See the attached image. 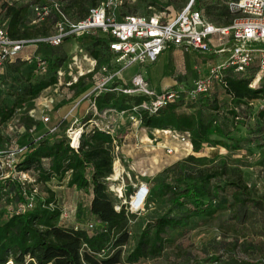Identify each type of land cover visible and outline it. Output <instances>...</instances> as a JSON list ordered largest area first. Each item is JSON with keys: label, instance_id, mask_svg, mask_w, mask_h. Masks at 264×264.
Returning a JSON list of instances; mask_svg holds the SVG:
<instances>
[{"label": "rangeland", "instance_id": "obj_1", "mask_svg": "<svg viewBox=\"0 0 264 264\" xmlns=\"http://www.w3.org/2000/svg\"><path fill=\"white\" fill-rule=\"evenodd\" d=\"M33 1L35 0H19L17 3L28 5L30 10V4H33ZM59 1L63 7L68 5L70 0ZM80 1L84 11L100 6L103 2V0ZM189 1L123 0L116 18L119 20L126 13L149 15L158 12H165L168 17H174ZM231 1L234 0H193V6L201 10L206 21L215 26H221L229 19L227 8ZM2 4L4 0H0L1 22L4 21ZM76 16L77 14L73 12L67 18L75 21ZM54 20L55 18L51 17L39 25L35 23L30 25H37L36 27L42 30L40 32H43L41 28H45L49 34H54L57 22ZM88 36L86 34V37ZM86 37L85 35L77 38L68 37L61 45L55 47L30 44L24 48L21 59L4 66L0 76V105L10 106L15 98L21 95L28 83H35L51 76L56 77V83L48 90L42 91L36 99L16 109L8 122L0 124L1 152L23 149L31 138L43 134L50 133L49 138H53L57 135L67 136L71 129H80L84 119L78 117V112L72 117L69 115L71 111L79 110L90 97V93L100 82L103 74L102 67L106 69L110 67L108 52L105 53L101 47L94 46ZM93 51L99 53L94 65ZM172 53L173 56L167 57L161 69H159L161 64L156 68L154 64L149 65L147 71H144L145 66V69H140L144 71V74L140 72L146 77L151 89L157 91L151 84L165 82L166 79L183 81L184 86L188 87L192 80L206 75L215 63H221L226 59L225 53L218 55L213 52H183L175 49ZM75 56L76 60L73 61L72 58ZM39 61L45 63L43 70L38 66ZM168 68L170 72H167ZM125 69L121 79L124 77L131 79L134 74L139 73V71L133 73L136 66ZM238 75L248 77V72ZM79 77L83 78L82 87L72 89L70 85ZM121 83L122 80L119 84ZM128 83L127 81L126 84ZM166 88L179 89V85ZM211 93L212 99H215L219 106L217 122L229 134L228 137L239 140L238 150L227 149L221 145L204 144L203 148L195 151L190 140L188 145H184L171 133L154 129L151 130L152 134L148 140L145 142L138 140L129 158L125 156L123 158L121 154L114 156L113 174L109 180L108 190L116 205L126 203L128 206L133 192L140 185H148L149 189L143 208L128 218V240L120 248L122 259L134 247L138 234L148 221L166 212L176 216L188 209L187 204L181 208L171 205L169 194L161 195L159 192L166 185H174L179 176H184L196 167L225 164L227 169L231 167L239 169L250 197L264 203V98L252 100L251 105H243L233 115L231 114L233 102L217 84ZM41 96L49 101L45 104L39 103L38 98ZM129 114V111L120 114L110 109L97 111L92 106L85 116L90 115L94 125L102 130L110 131L114 137H119L125 130L120 125L132 123ZM42 115L48 116L49 121H42ZM55 125L58 126L56 130L52 129ZM117 127H119L118 130H116ZM135 127L138 132L142 128L141 125ZM210 137L227 145L233 143V140L229 138L217 135ZM167 148L172 151L168 153ZM13 180L24 184L25 193H35L32 195L33 198L30 197L33 202L35 199H46L49 195L48 191H51L61 209L62 217H58L56 221L67 227L77 226L86 229L91 219L88 210L89 197L73 187H68L67 176L62 181L51 180L46 184L36 185L35 192L27 182ZM4 181L6 180H0L2 185L0 187V217L20 209V202L12 193L13 189L4 186ZM119 188H122L120 198L116 192ZM231 190L229 186L224 187V192L215 203L216 211L212 216L191 218L185 227L167 230L161 254L153 258L141 259L135 264H249L248 261L262 264L264 262V207L260 204L248 210L244 220H233L230 217L232 209L229 206ZM25 193H22L23 198ZM94 225L95 229L98 228L96 220Z\"/></svg>", "mask_w": 264, "mask_h": 264}, {"label": "trees", "instance_id": "obj_2", "mask_svg": "<svg viewBox=\"0 0 264 264\" xmlns=\"http://www.w3.org/2000/svg\"><path fill=\"white\" fill-rule=\"evenodd\" d=\"M18 1L4 0L1 6L4 12L2 22L8 37L12 40H33L49 35L45 28H41L43 32H40L42 30L37 28V25H28L34 18L31 6L37 4L38 0L30 4V10L28 5H18ZM56 1L60 3L59 0ZM88 11L89 9H82L80 0H70L68 5L61 7V12L67 17L75 12L76 20L84 19ZM227 14L229 19L223 25L229 24L235 17L229 8ZM51 17L55 18V22L58 20V15L53 10L46 19ZM86 38L106 53L108 35L96 32ZM38 44L43 43H35L36 46ZM22 53L23 51L5 62L4 66L21 59ZM92 56L97 60L99 53L93 51ZM254 71L255 69H249L248 77L225 72L217 84L233 102L231 114H236L235 111L243 105H249L252 100L264 98V81L255 87L250 86ZM82 80L83 78L79 77L70 87H82ZM55 83V76L28 83L10 106L0 105V124L8 122L16 109L36 99L44 89ZM118 85L120 84L113 83L111 87ZM211 92L195 101L180 100L168 103L155 113L139 111L141 127L147 130L188 133L195 151L203 148L204 144L238 150L239 140L228 137L229 134L217 122L219 106L216 100L212 99ZM89 99L97 111L111 109L119 113L140 105L145 97L108 90L92 94ZM91 118L90 115L84 117L83 124L90 122ZM211 135L229 138L233 143L227 145L212 140ZM115 139L108 130H102L93 124L90 130L80 132L76 149L70 146L66 135L42 138L27 144L16 163V169L32 176L37 185L46 184L51 180L62 181L69 175L66 181L68 187H75L90 194L88 210L94 217L93 221L98 222V228L95 229V225L91 230L87 226L83 229L60 225L56 220L61 214V209L54 194L48 191L46 199H35L24 211H14L0 217V264H135L141 259L153 258L161 254L167 230L183 228L191 218L212 216L216 211L215 203L224 192L225 186L232 189L229 206L233 220H244L248 210L260 204L264 207L262 201L250 197L239 169H227L225 164L196 167L184 176H179L174 185H166L159 192L161 195L169 194L171 205L181 208L187 204L188 209L176 216L166 212L148 221L138 234L134 247L122 259L120 248L128 240L127 224L132 214H127L123 205L119 210H115L116 204L108 190V178L113 174ZM4 186L13 189L12 193L19 202L25 201L22 196L25 192L24 184L7 179ZM248 263L257 264L250 261Z\"/></svg>", "mask_w": 264, "mask_h": 264}, {"label": "built area", "instance_id": "obj_3", "mask_svg": "<svg viewBox=\"0 0 264 264\" xmlns=\"http://www.w3.org/2000/svg\"><path fill=\"white\" fill-rule=\"evenodd\" d=\"M122 1L103 0L100 6L89 8L84 19L70 21L61 12V5L58 1L38 0L37 4L31 6L34 18L28 25L41 24L50 15L51 10L58 15V20L55 24L56 31L54 34L33 40L10 39L5 24L0 21V73L5 62L12 60L30 44L43 43L55 47L61 45L68 37L77 38L81 35L101 32L109 36L106 52L110 55V67L108 69L102 67L103 74L100 82L94 87L90 95L108 90L143 95L145 99L140 105L119 112L123 114L129 111V119L137 126L141 125L139 111L155 113L168 103L180 100L195 101L202 96H207L215 84H219L225 72L240 74L249 69H255L250 86L255 87L264 81V0L231 1L228 8L235 17L229 24L221 26H215L206 21L202 12L194 8L193 0H190L174 17H168L165 12L149 15L126 13L117 20V13L121 9ZM170 48H179L185 52H213L218 55L225 53L226 59L221 63H215L206 75L195 78L191 85L186 88L153 90L141 72L134 74L128 84L121 83L114 88L111 87L113 83H117V80L121 79L125 68L135 64L150 65ZM72 59L75 61L76 56ZM92 61L94 65L96 60L93 59ZM38 66L43 70L45 63L39 61ZM249 105H251V101ZM111 111L114 112V110ZM29 114L32 116L31 113ZM41 120L48 122L49 117L42 115ZM78 131L79 129H71L67 135L69 144L73 149H76L78 145L80 134L77 133ZM167 132L184 145H188V133L180 134L171 130ZM75 137L76 141L74 140ZM166 151L170 153L172 150L167 148ZM23 152L24 148L6 152L0 151V180H23V182L30 184L33 188L32 191L35 192L37 185L35 179L26 172L16 169V163ZM121 190L122 188L116 190L119 198L122 195ZM34 194L25 193V201L20 202V209L17 211H24L30 207L33 203L31 198ZM134 195L138 199L140 198L138 202L132 200ZM148 195V187L140 185L133 192L128 206L126 203H121L115 205V210H119L123 205L127 214L138 212L143 208ZM59 217H62L61 214ZM86 226L91 230L94 228V222L89 221Z\"/></svg>", "mask_w": 264, "mask_h": 264}, {"label": "crops", "instance_id": "obj_4", "mask_svg": "<svg viewBox=\"0 0 264 264\" xmlns=\"http://www.w3.org/2000/svg\"><path fill=\"white\" fill-rule=\"evenodd\" d=\"M179 50V51H183V50H181V49H179V48H170V49H168V50H166V51H164L159 57H158V59L154 62V63H152V64H154L153 66H154V68H156V67H158V65H160L161 64V66L159 67V69H161L162 68V66L163 65H165L164 63L166 62V60H167V57L169 56V55H171V56H173V53H172V50ZM184 52V51H183ZM152 64H150V65H152ZM131 66H136V70L133 72V73H135V72H140V71H142L143 72V74H144V71H147L148 70V68H147V66H149V65H144L145 67H146V69H145V67L144 66H141V65H131ZM131 66H129V67H131ZM128 67V68H129ZM140 69H145L144 71L143 70H140ZM126 70V69H125ZM124 70V71H125ZM157 70H158V68H157ZM124 71H123V73H122V76H124L123 74H124ZM167 72H170V69L168 68L167 69ZM132 73V74H133ZM130 76H131V74H130ZM146 78V77H145ZM122 80V83H126L127 81L129 82V80H130V78H128V79H125V77H124V79H120L117 83H120V81ZM165 82H161V83H157V84H155V85H152L151 84V86L155 89H157V90H161V89H163V88H166V87H174V86H178L179 85V87H185L186 88V86H184V83H183V81H178V80H175V79H166V80H164ZM193 81V80H192ZM192 83V82H191ZM191 83L189 84V86L191 85ZM188 86V87H189ZM51 86H49L48 88H46V89H44L43 91H46V90H48L49 88H50ZM52 93V92H51ZM52 95H54V93H52ZM59 97H61V96H59ZM92 107V103H91V101H90V99L88 98L84 103H83V105L81 106V108L79 109V110H77V109H75L74 111H71V113H70V117H72L74 114H77V112L79 113V118H82V119H84V117H86V116H88V115H86L85 116V113L87 112V110L88 109H90ZM60 114V113H59ZM90 120H92V118L90 119ZM92 125H93V123H92V121H88L87 123H85V124H81V126H80V130L82 131V130H90L91 128H92ZM120 126H122V128L123 129H125L124 131H122V134L119 136V137H117L116 136V139L113 141V143H114V155H118L119 156V154H121L122 155V157L124 158V156L125 157H127V158H129V156H130V153L133 151V147L134 146H136V144L138 143V140H140V141H144L145 142V140H148L149 138H150V134H152V131L151 130H147V129H144V128H141V130L138 132L137 131V129H136V125H134L133 123H131V124H124V123H122ZM57 127L58 126H53L52 127V129H54V130H56L57 129ZM119 129V127H117L116 128V130H118ZM156 131H168V130H158V129H155ZM51 134L50 133H48V134H43V135H40V136H38V137H35V138H31V140L30 141H36V140H38V139H42V138H47V137H49ZM140 137V139H138ZM29 141V142H30ZM28 142V143H29ZM27 143V144H28ZM27 144H26V146H27ZM26 146L24 147V149L26 148ZM117 155H116V157H117ZM115 159V158H114ZM67 176V178H68V176L69 175H66ZM146 187H148V185H146ZM75 190H77L78 192H81V193H84V194H87V196L89 197L88 199H89V201H88V205H89V202H90V194H88V193H86L85 191H83V190H80V189H76L75 187H73ZM142 193L140 192V195H141ZM139 201V199L137 198V200L135 201V202H138ZM94 220V217L93 216H91V219H90V221H93Z\"/></svg>", "mask_w": 264, "mask_h": 264}, {"label": "bare ground", "instance_id": "obj_5", "mask_svg": "<svg viewBox=\"0 0 264 264\" xmlns=\"http://www.w3.org/2000/svg\"><path fill=\"white\" fill-rule=\"evenodd\" d=\"M38 101H39V103H41V104H45L47 101H49L46 97H44V96H41V97H39L38 98ZM81 132V130L79 129V131L77 132V133H80ZM74 140L76 141V137L74 138ZM137 200V196H134L133 197V201H136ZM139 200H140V198H139Z\"/></svg>", "mask_w": 264, "mask_h": 264}]
</instances>
